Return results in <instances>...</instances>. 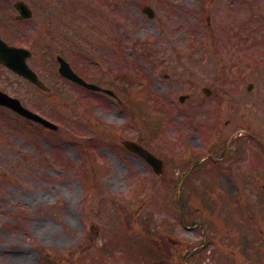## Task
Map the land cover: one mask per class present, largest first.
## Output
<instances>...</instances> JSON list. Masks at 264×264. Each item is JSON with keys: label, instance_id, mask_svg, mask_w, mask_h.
Segmentation results:
<instances>
[{"label": "rangeland", "instance_id": "obj_1", "mask_svg": "<svg viewBox=\"0 0 264 264\" xmlns=\"http://www.w3.org/2000/svg\"><path fill=\"white\" fill-rule=\"evenodd\" d=\"M13 1L0 0V34L33 49L30 66L45 79L44 71L50 73L45 64L54 61L57 50L87 80L110 84L117 99L73 86L55 73L61 88L48 83L53 91L46 94L0 66L1 89L53 120L55 113L76 124L69 131L63 123L51 130L0 107V264H41V251L54 256L43 260L46 264H216L212 255L218 252V264H245L239 256L244 238L239 236L238 242L229 222L224 223L218 210L209 212L198 196L210 180L223 191L237 192L235 208L240 205L244 210L235 209L240 215L236 224L241 223L242 232H259L263 245L258 253L264 255V147L258 141L264 145V17L233 9L232 0H182L185 30L161 35L165 22L141 18L138 0H123L116 12L108 5L97 21L78 23L71 17L61 24L44 18L43 11L51 7L48 0H26L36 8L32 20L12 22ZM63 1L62 9L73 12ZM169 1L178 4L151 2L161 13ZM99 4L88 1L89 7ZM258 12H264V0ZM190 25L195 28L190 30ZM100 34L110 43H103ZM176 49L180 60L169 56L177 54ZM204 59L209 62L204 64ZM171 60L177 64L165 65ZM229 77L235 78L238 89L230 107L225 97L214 101L203 93V86H212L221 95L231 92ZM181 94L188 97L180 101ZM248 102L255 116L251 122L247 106L243 118L240 115ZM219 112L225 116L223 135L246 128L252 137L241 139L239 154L221 165H194L180 186L190 199L180 191L175 202L174 181L187 162L182 154L176 157L174 145L182 144L186 133V141L196 148L212 134V117ZM158 128L160 132H154ZM77 133L91 136L85 140L91 157L83 152ZM127 137L146 138V144L166 159L164 178L170 179L166 182L170 187L143 160L123 149L121 140ZM88 159L100 164L102 174L91 170L93 177L75 175V165L82 169ZM200 213L212 219L204 220L207 229L179 224L180 215L183 222H191ZM201 232L207 242L195 253ZM187 249L192 253L186 255Z\"/></svg>", "mask_w": 264, "mask_h": 264}, {"label": "water", "instance_id": "obj_2", "mask_svg": "<svg viewBox=\"0 0 264 264\" xmlns=\"http://www.w3.org/2000/svg\"><path fill=\"white\" fill-rule=\"evenodd\" d=\"M27 54V53H26ZM25 53L21 49L13 48V47H7L1 40H0V61L5 63L6 65L12 67L14 70L18 71L19 73L24 74L25 76H28L30 79L34 80L38 85L42 86L43 85L36 79L35 75L29 71H27V67L25 65ZM80 82H82L79 78H77ZM0 103L5 104L7 106L12 107L13 109L17 110L21 114L30 117L34 120H38L44 124L48 123L47 121L43 120L40 118L38 115L33 114L29 110L23 108L20 103L13 99L8 97L6 94L0 92ZM125 145L134 150L135 152H138L141 154L144 158H146L153 166H158V162L155 158L151 156L148 152L142 150V148L135 143H131L126 141ZM157 172L161 171V166L156 168Z\"/></svg>", "mask_w": 264, "mask_h": 264}]
</instances>
